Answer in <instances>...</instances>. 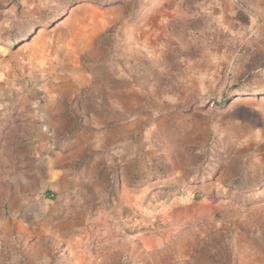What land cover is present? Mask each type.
Listing matches in <instances>:
<instances>
[{"label":"rangeland","instance_id":"rangeland-1","mask_svg":"<svg viewBox=\"0 0 264 264\" xmlns=\"http://www.w3.org/2000/svg\"><path fill=\"white\" fill-rule=\"evenodd\" d=\"M0 47V264H264V0H0Z\"/></svg>","mask_w":264,"mask_h":264},{"label":"bare ground","instance_id":"bare-ground-1","mask_svg":"<svg viewBox=\"0 0 264 264\" xmlns=\"http://www.w3.org/2000/svg\"><path fill=\"white\" fill-rule=\"evenodd\" d=\"M0 50H1V47H0ZM207 211V209H203L202 210V213H204V212H206ZM146 241V244L147 245H152V246H155V245H159L160 243L158 242V243H156V241H155V239L153 238V237H149L148 239H146L145 240Z\"/></svg>","mask_w":264,"mask_h":264}]
</instances>
